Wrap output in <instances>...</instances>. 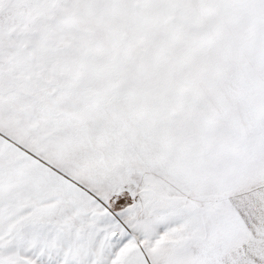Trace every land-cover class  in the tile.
Segmentation results:
<instances>
[{"label": "snow or ice", "instance_id": "6c2138e0", "mask_svg": "<svg viewBox=\"0 0 264 264\" xmlns=\"http://www.w3.org/2000/svg\"><path fill=\"white\" fill-rule=\"evenodd\" d=\"M0 264H264V0H0Z\"/></svg>", "mask_w": 264, "mask_h": 264}]
</instances>
